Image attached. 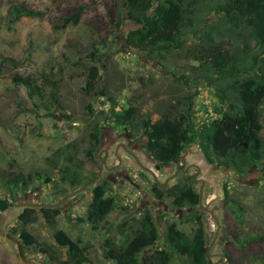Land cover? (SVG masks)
I'll return each mask as SVG.
<instances>
[{"label": "rangeland", "instance_id": "374dc122", "mask_svg": "<svg viewBox=\"0 0 264 264\" xmlns=\"http://www.w3.org/2000/svg\"><path fill=\"white\" fill-rule=\"evenodd\" d=\"M217 1L201 0L200 6ZM123 2L0 0V63L3 57L20 62L15 69L6 64L0 68V185L9 191L6 194L0 190V199L10 203V208L0 214V264H52L47 257L50 246L61 249L66 256L65 249L54 241L53 236L58 231L80 242L85 250H96L105 264H113L103 256L105 238L119 244L122 235L118 230L122 222L128 220L133 224L144 215L149 217L151 229L126 245V253H137L140 264H191L189 257L169 247L165 233L170 228L162 226L165 218L157 222L151 208V198H160L169 204L168 200L161 197L162 192L155 186L137 176L134 165L125 169L128 179L103 170L95 183L108 182L105 196H111L115 204L114 211L107 217L112 231L103 228L93 231L87 223L78 220L86 214L94 185L58 207L60 213L51 221L35 209L26 226L35 239L33 246L25 247L18 231L12 233L13 229L21 228L17 216L22 211L13 204L61 202L65 195L80 188L62 181L60 170L64 166H70L83 182L90 183L96 176L94 172L98 170L99 161L107 167L114 164L111 154L105 157V151H111L116 142H122L123 134L130 136L132 142L143 143L146 130L143 120L148 116L162 115L179 124L174 116L188 106L189 96L195 95L187 112L196 128L203 121L216 118L214 108L227 106L218 104L213 85L200 77L198 62L192 58L198 35L186 33L179 49L161 51L154 56L135 50L125 43L127 32L136 25L123 15ZM18 4L41 16L22 17L16 23H8L10 7ZM80 7L83 11L78 23L63 26L64 20ZM205 10H200L198 15L204 16ZM202 28L199 26L195 31ZM211 29L220 33L228 30L222 25L211 26ZM95 65L99 79L88 88L89 71ZM14 72L22 76L42 75L56 82V103L50 111L56 116L63 114L67 119L50 117L38 97L31 98L24 86L12 83ZM129 104L138 110L134 121L125 127L115 126L111 109L121 112ZM261 123L260 136L264 137V112ZM94 124L101 129L99 138L102 141L92 149L89 135ZM187 151L188 156L200 160L197 147ZM66 158H72L71 163ZM216 162L213 160L211 167L202 170L205 176L215 174L217 177L215 181L207 179L205 203H209L211 209L221 200V178L227 172L223 166L216 167ZM13 175L31 176L25 191L21 187L6 186ZM229 183L236 188L234 197L244 211L238 215L234 212L237 221L225 219L222 234L226 242H219L220 237H217L209 253L219 252L218 249L224 251L230 257V264H264V180L259 181L258 188ZM62 190L66 191L64 195ZM240 216L242 222L238 223ZM178 227L174 235L179 247L191 246L199 239L211 243L215 231L211 221L203 226L204 230L190 225Z\"/></svg>", "mask_w": 264, "mask_h": 264}, {"label": "trees", "instance_id": "16d2710c", "mask_svg": "<svg viewBox=\"0 0 264 264\" xmlns=\"http://www.w3.org/2000/svg\"><path fill=\"white\" fill-rule=\"evenodd\" d=\"M201 0H124L123 15L136 27L127 32L125 38L129 47L145 52L151 56L161 51L179 49L182 37L186 33L197 36V46L191 52L192 58L198 62L200 77L215 89V96L220 106L225 109H213L216 118L202 122L195 128L190 114L185 108L174 119L179 124L168 121L164 116L143 120L146 128L142 141L147 152L166 171L182 153L187 145H197L212 163L217 161L219 166H233L239 172H244L250 165H260L264 172V137L260 136L263 129L261 116L264 112V0H218L212 5L200 6ZM205 10L200 17L199 11ZM83 7H80L70 18L64 20L63 26L72 22L78 23ZM41 13L28 9L23 4L12 5L9 9L8 23H16L22 17H37ZM200 17L196 19V17ZM209 17V21L208 20ZM118 21L121 20L118 18ZM118 22V24H119ZM222 25L228 29L225 33L212 32L211 26ZM202 26L197 32L195 29ZM210 30V31H209ZM92 54V58H94ZM164 56H161L163 59ZM2 64L15 69L20 62L12 57H3ZM199 76V75H198ZM182 79H185L183 76ZM98 77L97 66L91 67L87 87L92 88ZM13 84L24 86L28 95L38 97L42 106L50 117L67 119L63 114L54 115L56 100V82H52L42 75L37 77L17 72L11 77ZM192 98V96H189ZM113 102V100H110ZM137 108L132 104L121 112L111 109L112 121L115 126L125 127L134 121ZM100 127L94 124L89 135L91 148L94 149L100 141ZM71 163L72 158H66ZM98 172V170L96 169ZM94 172L97 174V172ZM62 181L70 187H82L85 182L70 166L60 170ZM143 177V175H141ZM31 176L13 175L7 180V187H21L25 191ZM49 181V180H48ZM108 182L97 184L92 189V198L86 214L79 218V222L87 223L93 231L103 228L112 231L113 226L107 217L114 211V199L105 196ZM192 204L196 205L197 195L189 186ZM63 195L65 190L61 192ZM166 196L182 199L185 193L169 189ZM10 208L6 199H0V214ZM48 221L58 216L59 209L42 208ZM240 210L238 209V213ZM35 209H22L17 219L20 229L19 238L25 247L35 244L34 237L26 226ZM51 214V217L48 215ZM149 217L144 215L136 223L125 220L119 226L122 240L117 244L111 238H105L103 256L113 264H140L137 253H126V245L151 229ZM169 247L181 256H187L191 264H213L206 258L207 242L199 239L191 246L176 244V237L172 230L165 233ZM54 241L60 248L65 249L66 256L61 249L50 246L47 257L52 264H105L94 249H84L80 242L71 239L63 231L54 234Z\"/></svg>", "mask_w": 264, "mask_h": 264}, {"label": "flooded vegetation", "instance_id": "af4514ba", "mask_svg": "<svg viewBox=\"0 0 264 264\" xmlns=\"http://www.w3.org/2000/svg\"><path fill=\"white\" fill-rule=\"evenodd\" d=\"M194 97L188 99L187 107L192 105ZM123 136V141L116 142L111 149L112 152L109 150L105 151V157H107L108 154H111L114 164L110 167H106L104 170H107L111 174L117 173L124 179H128V174L125 169L134 165L138 171L137 176L141 177L145 182L148 181L147 184L151 183L155 186L159 192H162L161 197L165 196L168 200L169 204L163 203L160 198H151L150 204L152 210H154V216L157 217V222H159L161 217L165 218L162 226L169 227L174 234L175 229L179 228L178 226H198L199 230H204L207 226V221H211L215 226V231L211 243L207 242L205 256L209 260L216 259L215 262L212 261L213 264H230V257L224 251L218 249L219 252H214L212 254L209 253L211 246L213 245V242L216 241L217 237H220L219 240L221 241L219 242H226V239L222 234V228L225 227L223 223L225 219L229 218L230 221H234L236 220L234 212H237L236 215H238V209L240 210V214H243L244 211L240 202L234 197L236 188L229 182H234L235 184L244 187L248 185L249 187L258 188L259 181L264 180V172L261 171V166L250 165L244 172H239L235 167L230 165L223 166L227 171L221 178V190L223 193L220 194L221 200L218 203V206L211 209L208 207L209 203H205L206 189L208 188L207 179L215 181L217 180V177L215 174L213 176H211L212 174H209L208 176L202 174L203 168L207 166L211 167L212 163L206 158L205 154L202 153L203 151L199 149L197 145H187L180 156H178L171 164V169L166 171V168H162L150 154L143 150L145 149L143 143H140L139 141L136 143L132 142L130 136L125 134H123ZM101 141L102 138L100 142ZM192 147L198 148L200 160L195 157L191 158V155L188 156L189 152L187 150ZM115 150L117 151V156L115 155ZM100 165L101 162L99 161L98 170ZM216 167L221 166L216 164ZM141 175H143V177ZM250 176L252 177L249 180L248 177ZM189 186H192L194 190L198 187V190H195L197 195L196 205H193L192 199L188 197V194H190L188 189ZM169 189L181 191L186 194V197L183 196L182 199L168 197L166 196V192ZM223 213L225 217H222ZM238 219V223L242 222L241 216Z\"/></svg>", "mask_w": 264, "mask_h": 264}, {"label": "water", "instance_id": "95a60500", "mask_svg": "<svg viewBox=\"0 0 264 264\" xmlns=\"http://www.w3.org/2000/svg\"><path fill=\"white\" fill-rule=\"evenodd\" d=\"M117 150V149H116ZM115 150V155L117 154ZM117 156V155H116ZM134 156V155H133ZM106 165H100L99 170L95 176V178L88 184H85L84 186L78 188L77 190L67 194L64 196L63 200L59 203H55V204H44V203H30V202H24L22 204H13L17 207H21L22 209H26V208H30V209H42V208H49V209H55L60 207L62 204H64L67 200H69L70 198L77 196L78 194L85 192L90 188H92L96 181L100 178L102 171L106 168ZM148 171V170H147ZM149 172V171H148ZM0 190L4 191L6 194H9V191L4 188L3 186L0 185ZM219 228V227H218Z\"/></svg>", "mask_w": 264, "mask_h": 264}]
</instances>
